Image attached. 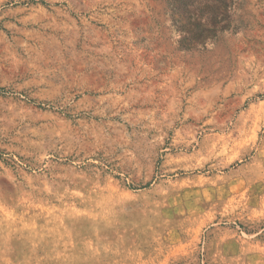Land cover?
Wrapping results in <instances>:
<instances>
[{"label": "rangeland", "instance_id": "374dc122", "mask_svg": "<svg viewBox=\"0 0 264 264\" xmlns=\"http://www.w3.org/2000/svg\"><path fill=\"white\" fill-rule=\"evenodd\" d=\"M0 264H264V0H0Z\"/></svg>", "mask_w": 264, "mask_h": 264}]
</instances>
